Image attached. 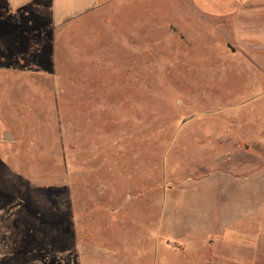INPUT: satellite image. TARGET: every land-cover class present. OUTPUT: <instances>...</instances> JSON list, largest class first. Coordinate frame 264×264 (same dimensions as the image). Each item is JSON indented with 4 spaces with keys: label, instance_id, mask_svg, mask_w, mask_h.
Listing matches in <instances>:
<instances>
[{
    "label": "rangeland",
    "instance_id": "obj_1",
    "mask_svg": "<svg viewBox=\"0 0 264 264\" xmlns=\"http://www.w3.org/2000/svg\"><path fill=\"white\" fill-rule=\"evenodd\" d=\"M157 10L53 28L0 0V264H264V66ZM256 171L241 224L180 236Z\"/></svg>",
    "mask_w": 264,
    "mask_h": 264
},
{
    "label": "crops",
    "instance_id": "obj_2",
    "mask_svg": "<svg viewBox=\"0 0 264 264\" xmlns=\"http://www.w3.org/2000/svg\"><path fill=\"white\" fill-rule=\"evenodd\" d=\"M1 1L6 9L13 13H20L25 9L45 11L53 28L78 21L84 25L87 20L96 17L99 23H105L106 26L110 22L106 13L112 10L125 12L126 9H138L144 2H149L158 10L171 9L172 13L184 23L180 27L178 22L171 20L166 22L165 27L168 28L169 24L173 23L178 30L187 31V33L194 31L198 36L204 27L221 39L224 47H232L234 49L231 51L232 54L240 53L249 62L252 61L261 68L262 65L264 66V0H46L47 6L42 4L43 0ZM158 10L157 12H160ZM102 16L104 18L100 20ZM262 177V172L256 171L252 178L225 180L223 191L227 199L231 198L230 215L217 217L212 214V219H207L206 214L203 213V207L199 209L201 212L196 218L183 219L180 225L184 224L185 231L179 228L180 236L188 239L193 232H198L201 239H206L205 237H209L214 230L213 235H216L217 229L223 232L241 224L248 218L250 212L245 206L248 204L249 207L251 204L249 203L250 192L258 191L259 198L261 196L263 185L262 183L261 187L259 185L261 180L263 181ZM227 186H230L232 190ZM208 214L211 215V209Z\"/></svg>",
    "mask_w": 264,
    "mask_h": 264
},
{
    "label": "water",
    "instance_id": "obj_3",
    "mask_svg": "<svg viewBox=\"0 0 264 264\" xmlns=\"http://www.w3.org/2000/svg\"><path fill=\"white\" fill-rule=\"evenodd\" d=\"M228 47H229V49H230L231 51H234V49H233L232 47H230V46H228ZM3 138H4V140L7 141V142H12V141H13V138H12V136H11L9 133H4V134H3Z\"/></svg>",
    "mask_w": 264,
    "mask_h": 264
}]
</instances>
